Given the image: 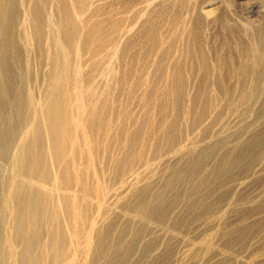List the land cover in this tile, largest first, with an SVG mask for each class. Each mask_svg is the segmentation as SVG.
I'll use <instances>...</instances> for the list:
<instances>
[{
  "label": "rangeland",
  "instance_id": "1",
  "mask_svg": "<svg viewBox=\"0 0 264 264\" xmlns=\"http://www.w3.org/2000/svg\"><path fill=\"white\" fill-rule=\"evenodd\" d=\"M61 1L76 29L66 43L79 67L72 86L78 92L92 79L95 98L117 97L97 111L108 122L106 137L83 124L84 138L77 130L70 139L75 169L85 164L88 145L95 149L87 178L101 191L93 196L91 220L109 231L101 263L118 253V264H264V67L255 88L252 71L244 69L261 46L264 0ZM22 2L16 28L27 65L21 75L42 102L52 52L47 27L60 18V3L39 2L46 26L41 53L22 37L31 35L25 17L32 1ZM112 17L122 29L116 44L126 46L121 58L93 57L81 44L83 32ZM243 149L238 161L224 159ZM4 166L7 174L9 163ZM161 191L160 215L132 209L139 195L152 199ZM124 224L129 251L117 243ZM89 255L77 251L74 264H89Z\"/></svg>",
  "mask_w": 264,
  "mask_h": 264
},
{
  "label": "bare ground",
  "instance_id": "2",
  "mask_svg": "<svg viewBox=\"0 0 264 264\" xmlns=\"http://www.w3.org/2000/svg\"><path fill=\"white\" fill-rule=\"evenodd\" d=\"M22 1L0 0V264H74L76 252L85 253L88 250L89 264L96 260L100 264H118V253L101 263L107 251L106 244L102 243L109 237V231L106 228L96 229L95 221L91 220L93 196L96 191H101L100 185L87 178L90 174L88 165L95 149L93 144H89L90 153L82 160L85 164L76 165L75 169L71 163L73 159L77 162L76 148L70 142L77 130L84 138L83 124L87 131L101 130L99 136L106 137L108 122L97 111L100 106L108 108L117 97H112L110 101L95 98L97 88L93 86L92 79H86V87L81 90L79 86L78 92L72 86L77 81L79 67L72 65L66 43L73 35L75 22L65 11L63 1L58 0L61 16L47 27L49 37L46 43L52 48L47 73L48 91L44 101H36L21 75L27 65L23 59V49L26 48L21 44V33L16 28ZM31 1L25 17L31 35L27 34L28 40L24 34L22 37L27 44L31 40L42 53L46 26L39 4L41 0ZM116 32L117 36L114 35ZM121 34L118 19H98L87 26L81 44L89 47L93 57L105 54L110 58H119L126 47L120 48L116 44ZM92 37L94 40L90 43ZM259 41L262 47L251 50L253 58L244 66L253 73L254 88L264 67V31H261ZM113 42L114 50L108 54L107 48ZM109 71V67L106 68V74ZM86 93L91 96L88 102L83 100ZM72 103L75 113L71 112ZM20 134L22 137L15 144ZM242 152L244 149L224 159L229 164L234 163L240 159ZM198 160L200 162L201 158ZM5 162L9 163L7 174H3ZM72 188V193L67 192ZM163 192L152 199L139 195L132 209L160 215ZM5 216L10 219L9 222L5 221ZM125 229L126 224L119 229L117 243L122 250L129 251L133 245L131 241H123ZM94 237L96 241L92 244Z\"/></svg>",
  "mask_w": 264,
  "mask_h": 264
}]
</instances>
